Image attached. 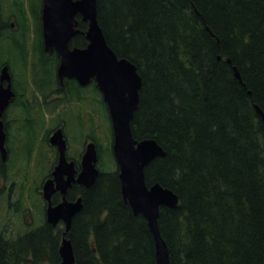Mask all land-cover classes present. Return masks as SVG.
Returning <instances> with one entry per match:
<instances>
[{
	"label": "trees",
	"instance_id": "1",
	"mask_svg": "<svg viewBox=\"0 0 264 264\" xmlns=\"http://www.w3.org/2000/svg\"><path fill=\"white\" fill-rule=\"evenodd\" d=\"M96 3L107 43L119 57L134 62L141 75L132 134L136 139L154 138L165 151L145 165V180L178 195L175 207L159 208L169 263L264 264V0ZM40 7L41 0H0V51L7 45L4 58L22 67L15 87L26 93L32 83V92L48 106L47 95L54 94L46 89L59 90L58 56L43 50ZM10 18L16 19L18 29L12 28ZM79 22L85 29L87 22ZM30 43L32 53L27 51ZM85 43L80 34L71 42ZM86 86L74 78L64 82V102L81 100L88 92L86 121L64 109L71 139L96 136L94 105L106 109L95 83ZM91 86L97 91L95 99H88ZM51 103L54 108L60 100ZM22 105L13 104L22 117L33 114L29 105ZM31 117L18 118L25 148L35 145L46 121L39 119L36 125ZM85 126L82 135L72 132ZM97 151L100 169L93 184H74L67 193L69 198L82 196V207L66 234L74 264H156L145 217L134 213L122 197L110 143L103 147L100 141ZM107 158L113 166L105 164ZM9 170L10 163L0 157V177ZM0 222L9 220L0 216ZM61 236L44 218L15 236L0 232V264H59Z\"/></svg>",
	"mask_w": 264,
	"mask_h": 264
},
{
	"label": "water",
	"instance_id": "2",
	"mask_svg": "<svg viewBox=\"0 0 264 264\" xmlns=\"http://www.w3.org/2000/svg\"><path fill=\"white\" fill-rule=\"evenodd\" d=\"M87 22L85 29L78 26L79 18ZM41 27L43 48L55 51L59 62L57 77L74 78L80 85L94 80L105 101L112 127V153L118 167L121 194L134 213H141L153 235L156 264H170L167 244L161 235L158 216L162 205L175 207L177 193L159 182L150 185L145 180V165L156 155H163V147L154 138L136 139L131 131L130 120L139 101L142 86L141 75L134 62L119 57L107 43L97 19L96 0H41ZM84 34L85 45H71L75 34ZM228 60V59H227ZM234 72L239 76L236 67ZM7 81L6 85L3 81ZM14 94L11 89V76L7 65L0 72V115ZM257 112H263L256 105ZM5 130L0 118V149L5 153ZM49 141L57 145L58 162L51 176L42 183V195L46 200L45 218L50 223L64 221L65 234L71 227L73 215L82 207V197L73 200L65 193L72 182L89 187L95 181L99 168L98 152L94 141H88L81 156V164L76 172L72 160L65 155L66 140L62 129L57 128L49 136ZM59 190L62 199L52 204L51 195ZM60 263L74 264V254L70 238L63 235L59 248Z\"/></svg>",
	"mask_w": 264,
	"mask_h": 264
},
{
	"label": "rangeland",
	"instance_id": "3",
	"mask_svg": "<svg viewBox=\"0 0 264 264\" xmlns=\"http://www.w3.org/2000/svg\"><path fill=\"white\" fill-rule=\"evenodd\" d=\"M6 3H9V0H6ZM7 12L6 10L4 11ZM13 21L12 28L18 29V24L15 18H10V22ZM30 37H33V32L30 31ZM8 46L6 45L5 51L7 53ZM1 58V54H0ZM17 61L12 62V64H16ZM15 70L18 69V66H14ZM15 74L18 76V71H15ZM87 87V86H86ZM31 89V88H30ZM91 91V95L88 99H95L97 91L95 87L89 88ZM88 92L85 91V95ZM27 104V102H24ZM72 104V103H71ZM74 104V103H73ZM72 104V108L77 111L79 108L84 110L83 113L85 115L86 107L83 109L78 104ZM70 106V104H69ZM95 110L93 111L94 115V122L97 121L96 116L102 117L101 122L99 121L98 128H95L96 136L101 140L102 146L105 147L106 139L110 137V131L108 130L110 127V121L107 114V110L102 104H95ZM56 110V109H55ZM99 113H98V112ZM20 110L17 107H12L9 111L10 117H14L15 119L11 121V130L14 135V146L11 147V154H10V170L7 172V177H3L0 180V216L3 218L6 217L9 222H0V232L4 235L8 236H15L19 232H24L25 230L40 224V221L43 217V196L41 193V182L43 179L48 175L50 171V163L51 158H53V150L50 145L47 144V141L43 140V133L47 127H49L54 121L53 113H50L48 119H46L48 110L42 109L38 111L34 118L36 125H40L39 119H46V123L44 128L40 129L36 138V146L41 150L40 160L42 158L49 159L45 162L40 160H34L33 164H26L25 157L22 158L24 153V143L25 139L22 140L21 136H24L23 130L21 129V124L19 123L20 118ZM98 123V122H96ZM36 130V128H35ZM108 130V131H107ZM72 131V129H71ZM75 135H81L83 132L86 131V126L82 130H73L72 131ZM109 132V133H108ZM73 134V136H74ZM36 137V136H35ZM73 139H80V138H73ZM75 147V148H74ZM31 151L30 153L34 155L35 149H30V147H26ZM72 150L74 154V149H78L77 141L71 143L69 148ZM22 158V159H21ZM114 158V157H113ZM115 161V160H114ZM105 164L110 166L112 162L110 158L105 160ZM113 166V165H111ZM107 169V168H106ZM5 176V175H2ZM1 176V177H2ZM15 181V182H13ZM5 183V186L3 185ZM11 185V188H10ZM9 186V187H8ZM9 189V190H8ZM4 191V192H3ZM41 212V217H40ZM27 225H31L28 227Z\"/></svg>",
	"mask_w": 264,
	"mask_h": 264
},
{
	"label": "flooded vegetation",
	"instance_id": "4",
	"mask_svg": "<svg viewBox=\"0 0 264 264\" xmlns=\"http://www.w3.org/2000/svg\"><path fill=\"white\" fill-rule=\"evenodd\" d=\"M80 23V22H79ZM79 23H78V26H79ZM13 21L10 22V25H13ZM80 35H83L84 34H81V33H78ZM42 35V34H41ZM77 35V34H75ZM74 35V36H75ZM74 36L72 37V40L74 38ZM85 38V37H84ZM71 40V42H72ZM31 42V41H30ZM71 45H74V44H71ZM77 45V44H75ZM79 46H82V45H79ZM42 47H43V39H42ZM44 50V48H43ZM27 51L29 53H32L33 50H32V47H31V43H30V46L27 47ZM45 51V50H44ZM1 58H0V72H1V67L3 65H7L8 66V70H9V73H10V76H11V89L13 90L14 94L10 97L9 101H8V104L7 106L5 107V109L2 111V114L0 115V118L3 122V127H4V130H5V141H4V147H5V153L2 155L1 153V149H0V157H1V160L4 161V162H8V163H11L10 162V154H11V147L14 146L13 144V141H14V135H10V131L8 130V127L11 128V121L14 120L15 118L14 117H10V114H9V111L12 109L13 107V104L15 102L17 103H22L23 105L21 107L25 108L26 109V106L29 105L30 107V110L33 112L32 115H29L27 113L26 117H22L21 113H20V118L22 119H30L32 120V117L31 116H35V114L38 112L36 111L39 107H41L42 109H46L48 110V113H47V116H46V119H48V116L50 113H53L54 115H56L54 121H52L51 125L48 128V131H47V134L46 136H44V139L45 141H47V144L51 146L52 150H53V158H51V163H50V171L48 173V175L45 177H49L51 176V171L52 169L55 167V165L57 164L58 162V150H57V145L56 144H53L49 141V136L53 133V131H55L57 128H61L62 129V133H63V137L65 138L66 140V147H65V155H66V158L67 160H72L73 161V166L75 167L76 169V172L75 174L77 173V171L79 170V167H80V164H81V156H82V153L85 149V145L88 141H94L95 144H96V147H97V143H99L100 141L97 139L96 136H92L90 134H87L85 136H83L82 134V138L76 140V139H71L67 129H66V120L68 119V113L66 111H64V109H66L69 114H73L74 116V119L76 118H82L84 119V121H86V114L84 115L83 111L84 110H81L80 108L75 111L73 108H72V104H78L80 107H82L83 109L86 107V104H87V97L86 95L85 98H82L81 97V100H76V99H72V100H69V101H65L64 102V99H65V93L63 92L64 90V82L67 81L69 78H64L62 81H60V79L57 77V74H56V69H55V76H56V79H57V82L59 83V90L57 88V92L55 91V88L53 87V89H46V92L49 93V94H54L53 96L51 95H47V100L49 101V104L48 106L42 104L43 102V97L40 95V94H36L34 92H32V90H35V87L34 85L31 83L32 87L31 86H28L27 88V91L26 93H24L22 90L18 89L15 87V83L16 81L19 80V78L21 77L22 75V67L20 66V68L18 67L17 70H15L14 68V65L11 63V61H8L6 58H4L6 56V51H5V48H2L1 51ZM48 52V51H46ZM55 51H52V52H49V53H53ZM57 55V54H56ZM58 62H59V58H58ZM58 64V63H57ZM17 66V64H16ZM57 67V66H56ZM15 71H18L19 75L17 76L15 74ZM6 82L7 81H3V84L6 85ZM77 82V81H76ZM90 83H95L93 80H91L89 83L85 84V85H80L78 83V85L80 86H86ZM31 88V89H30ZM61 89V90H60ZM99 91V89H98ZM33 93V94H32ZM57 93V94H55ZM99 94H100V98L103 100L102 98V95H101V92L99 91ZM59 98L60 100V103L57 104L54 108H53V104L51 103V100L54 99V98ZM104 101V100H103ZM24 102H27V104H25ZM105 102V101H104ZM72 103V104H71ZM70 104V106H69ZM73 104V105H74ZM106 105V103H105ZM20 107V108H21ZM56 109V110H55ZM106 109H107V114H108V117H109V121H110V127H109V131H110V137L106 139V143H110V148L112 147V127H111V120H110V116H109V111H108V108H107V105H106ZM36 111V112H35ZM44 119V120H46ZM96 119H98L97 121L93 122L94 125H96V128H98V125H99V121L101 122L102 120V117H99V115L96 116ZM98 122V123H96ZM46 123V121H45ZM35 124V122H34ZM45 125V124H44ZM44 128V126H43ZM36 130H38V128L36 127ZM78 130H82V129H78ZM107 130V131H108ZM40 131V129L38 130ZM12 132V131H11ZM96 135V134H95ZM36 138L37 136L35 137V141H36ZM77 141V145H78V149H74V154L72 153V150H70V146H71V143L73 142H76ZM102 143V142H101ZM75 148V147H74ZM30 149H35V153L34 155H32L29 151L28 148H24V150H26V152L24 151L25 154H23L22 158L25 157L26 159V164L28 165L29 163L30 164H33L34 160L38 161L40 160V154H41V150L39 149V147L37 148L36 146V143L35 145H33V147H30ZM98 152V151H97ZM21 158V159H22ZM46 160H49V159H46ZM45 158H42V162H45L46 161ZM98 162H99V154H98ZM3 177H7L6 175L5 176H2L0 177V180L3 178ZM44 178V179H45ZM43 179V181H44ZM43 181L41 182V185L40 187L42 188V183ZM15 182V181H13ZM74 184H79L77 182H72V184L68 187L66 193H65V196L67 199L69 200H73L75 199L77 196H79L80 194L77 193L73 198H69L67 197V193L69 191L70 188H73V185ZM5 186V183L3 184ZM79 185H82V184H79ZM84 186V185H83ZM9 187V186H8ZM10 188H11V185H10ZM9 190V189H8ZM4 192V191H3ZM1 190H0V194H1ZM54 196H55V200H54ZM62 199V193L59 191V190H56L52 193L51 195V201H52V204H56L57 202H59L60 200ZM43 200H44V204H43V217L45 219V208H46V200L44 199L43 197ZM46 221V219H45ZM50 226L52 227H55L57 229H59L61 231V235H66L67 232L64 234L63 231H64V228H65V225H64V222L63 220L59 219L56 223H50L48 221H46ZM28 227H31V225H27ZM35 227V226H33ZM33 227L29 228V229H32ZM28 230V229H27ZM26 231V230H25ZM19 233H22V232H19Z\"/></svg>",
	"mask_w": 264,
	"mask_h": 264
},
{
	"label": "bare ground",
	"instance_id": "5",
	"mask_svg": "<svg viewBox=\"0 0 264 264\" xmlns=\"http://www.w3.org/2000/svg\"><path fill=\"white\" fill-rule=\"evenodd\" d=\"M156 260V259H155Z\"/></svg>",
	"mask_w": 264,
	"mask_h": 264
}]
</instances>
